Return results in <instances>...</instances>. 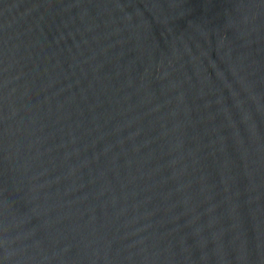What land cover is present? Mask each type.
<instances>
[{
  "label": "water",
  "instance_id": "obj_1",
  "mask_svg": "<svg viewBox=\"0 0 264 264\" xmlns=\"http://www.w3.org/2000/svg\"><path fill=\"white\" fill-rule=\"evenodd\" d=\"M0 264H264V0H0Z\"/></svg>",
  "mask_w": 264,
  "mask_h": 264
}]
</instances>
